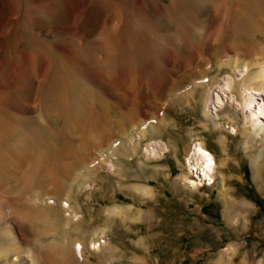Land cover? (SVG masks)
Masks as SVG:
<instances>
[{"label": "rangeland", "instance_id": "rangeland-1", "mask_svg": "<svg viewBox=\"0 0 264 264\" xmlns=\"http://www.w3.org/2000/svg\"><path fill=\"white\" fill-rule=\"evenodd\" d=\"M145 2L144 8L139 0H89L84 4V8V5L76 8L79 0H75L72 22L74 24V32L76 33V46L79 47L82 56L88 54L86 57L89 58L88 63L90 64H87V67L91 65L90 67L93 69V62L95 64V60L99 61V63L103 61L106 56L105 53L110 55L109 58H112L106 67L104 63V65L98 63L100 67L103 66L102 70L108 74L101 76L97 84L91 82L89 78L87 83H93L94 87H92L95 90L98 86L96 91H100L102 97L107 100L109 99L114 105L116 103L117 105L119 103L123 105L128 99L137 101L141 96L150 93V97L148 98L150 106L147 108L146 115H143L141 112L136 117L139 120L136 119L135 121L134 144L124 148V144L113 143L114 141L111 139L107 140V142L105 141L104 146H111L115 151L113 156L115 157L114 161H118L117 166L109 169L105 164V159H102L98 154L96 150L98 149L97 146H93L91 149L93 158H90V162L93 161L89 163L90 167L88 166L89 169L84 174L87 177L80 175V182L75 183L72 188L67 189L71 194V205L80 214L79 218L86 221L85 228L89 232L82 234L83 236L81 234L74 236L78 237V239H74L76 241L83 240L82 242H84V247L86 248L85 254L83 256L75 254L77 250L75 251V247L73 246V256H70L72 259H67V256L66 259L69 262L66 259L65 261L69 264H264V185L262 187L254 178V168L249 156L250 153L257 151V147L255 148L254 145L245 143L244 141L246 133H243V125L245 123L243 110L239 102L240 94L235 87L229 90L234 95V101L225 100L222 108L220 107L219 111H217L222 116H219L218 119L221 129H215L213 125H210L212 121L209 120V115L203 110V101L200 97L202 88L201 86L196 87L199 81L200 85L202 81L208 82L212 75H220L221 72L218 71L220 60L225 61L224 64H226V62L229 63L238 54L231 53L221 58L216 57L221 51H228L230 42L232 43L233 39H235L234 37L240 33V29L234 24V10L239 8H242L244 11L248 10L247 14L250 16L248 19L251 16L254 18L256 15L259 20L257 19V22L256 18H252V20H255L258 23L257 25L260 26L261 17L264 19V0H239V2L238 0H225L227 9L231 7L229 8L230 14H228L229 10H227L223 16H221L220 5L217 7L211 0H146ZM258 2L261 3L260 6ZM252 4L257 5V7L252 6ZM254 7L258 11L254 10ZM111 8L113 13L111 12ZM141 9L146 12L143 14V10L141 12ZM252 9L259 13L252 11ZM114 10L116 11L117 18L114 17ZM250 10L253 12V15ZM42 11L45 12H42V14L47 15L41 20L42 22L38 21L40 24L33 17H29L30 19L24 22L25 24L20 25L19 30H35L42 35L51 37L52 34L54 39L55 37L59 38L58 30H60V25L57 24L58 21H53L49 17V14L46 13V10L43 9ZM80 12H83V14L81 15ZM146 13L148 14L146 15ZM47 16L48 18H46ZM113 19L114 22L116 21L115 23ZM111 24L113 25L110 26ZM260 27L264 29L262 23ZM98 34L100 37L97 36ZM25 37L27 38V35ZM108 38L109 41H106ZM183 39L185 40L184 42L182 41ZM22 42L21 40V46L24 45V42L23 44ZM110 42L116 45L117 52H114L115 49L113 50L114 47ZM222 42L223 44H221ZM105 43L107 46L103 45ZM129 44H133L134 46L131 45V47ZM100 45L105 47L103 48ZM84 46L88 47H86L87 50ZM223 46L227 47L224 48ZM101 48L104 50H100ZM149 48L151 49L149 50ZM82 49L85 52L87 51V54ZM217 50H220V52ZM102 51H104V56L102 55ZM89 54L90 56L92 54L91 58ZM170 55L174 56L171 64L168 61ZM239 55L242 56L244 54L240 53ZM111 62L112 64H110ZM206 65L208 67L211 65V67L207 68ZM117 69L128 72V74L126 73L127 81L126 78H123L121 80L123 83L120 82L119 84V82H116L114 73ZM132 69L136 70L138 74ZM169 69L175 70V74L173 80L167 83ZM192 69L193 71L197 70V72L207 71L202 74L203 77H200L199 80L198 78H192L184 83L185 85L182 84L177 89H173L178 83L179 85L181 84L182 78L187 77L192 72ZM216 71L218 72L216 73ZM81 73L86 80V72L84 73V70H81ZM131 73H134L133 75L137 80H132L133 75ZM108 76H110V79ZM140 77L145 78H142V83L138 82ZM242 77L243 74L239 70H236L235 78L241 79ZM194 80L197 82L195 83ZM128 81L138 83L133 82L136 85L132 88H124V84ZM116 83L119 85H116ZM153 86L156 87L153 88ZM104 88L109 90L111 94H107L103 90ZM192 88L194 89L193 91ZM180 90L181 92L179 93ZM251 91L256 94V105H258L263 101L264 91L253 88ZM103 92L105 93L103 94ZM92 101H89L90 105L93 104L94 101ZM232 104L237 107L235 108ZM121 108L132 112L129 106L126 108L121 106ZM112 114L116 116L113 115L114 120L112 119L116 123L118 118L117 113L113 111ZM232 115L238 121L234 125L237 126L239 124L240 127L242 126L240 131L238 127L235 133L231 132L224 125L232 123V121L227 119V117ZM145 119L148 120L144 122ZM246 124L248 125L249 123ZM205 125L206 127L211 126V130L204 127ZM121 126L118 125L119 130ZM114 127L115 129L113 130L117 131V125ZM142 129L144 130L142 131ZM250 129L253 130L252 128ZM199 139L204 140L206 147L214 152L218 165L214 172V181L211 183L204 181L205 183L203 182L202 185L193 188L187 184L186 178L196 175L190 173L186 157L193 142ZM159 141L164 146L162 153L156 155V157L148 156L146 152V155L144 154L145 147L149 143ZM126 149L129 150L127 151ZM95 155L96 159H94ZM41 174L42 172H39L37 177ZM130 183H137L140 186L133 189L128 186V184L132 185ZM45 187L49 191L53 190L51 183H48ZM137 189L139 190L137 191ZM11 196H15V194L11 193ZM233 197L243 198L247 202H251L248 208L249 211L245 207L243 209L236 207L235 210L232 207L228 212L229 202L233 200ZM205 204L207 205L205 206ZM116 205L129 208V212L127 211L129 215L133 212L132 210L141 211L142 215H131L132 217H127V219L125 217L126 212L122 213L123 216L120 212L113 211V213L106 210V208ZM251 207L252 212H250ZM131 208L132 210H130ZM104 215L106 216L105 219ZM16 216H6L7 220L0 223V228L5 230L12 229L13 237L20 242L23 248H21L22 251L19 248L13 249L12 252L4 257L5 260L4 258L0 259V264L2 262L3 264H15L16 259L26 255L25 250L31 251L34 249L33 246H36L34 240L31 242L29 239L30 236L28 234L30 229L26 222L23 221L24 219L21 216L18 215L17 218ZM109 217L113 219V223L106 225V218ZM110 218L108 219L109 221ZM102 227L103 230H101ZM93 228L97 233L93 232L95 231ZM19 229L22 230L21 235L19 234ZM27 239L28 241H26ZM11 241L12 239L8 236H0V245L11 246V244H7L11 243ZM54 241H57L55 236L44 235L38 243L44 242V248H46L48 246L46 244H51ZM98 243L104 244V248L93 250L92 244ZM109 248L113 250H109ZM31 253H34L33 258L36 259L37 252L34 250ZM30 259L32 260L31 257ZM72 260H74V263Z\"/></svg>", "mask_w": 264, "mask_h": 264}, {"label": "bare ground", "instance_id": "bare-ground-1", "mask_svg": "<svg viewBox=\"0 0 264 264\" xmlns=\"http://www.w3.org/2000/svg\"><path fill=\"white\" fill-rule=\"evenodd\" d=\"M88 1L89 0H79V4L76 8L83 6ZM139 1L141 5L145 8L146 2L144 3V1L146 0H139ZM211 1L217 7L220 5L219 7H221L220 9L222 13L221 16H223V14L225 15L227 10H229V8L231 7L229 5L230 7H228L227 9L225 0H211ZM260 4L261 3H259V6ZM252 6L255 5L252 4ZM84 7L85 5L83 6V8ZM255 7H257V5ZM255 7L254 10L255 9L257 10V8ZM249 8L251 9V7ZM43 9L47 11L46 13L49 14V17L53 19V21L55 20L58 21L57 24L60 25L59 27L60 30H58L59 38L55 37L54 39L52 37V34L51 37H49L47 35L46 36L42 35L40 32L35 30H24V31L19 30L20 25L28 21L30 19L29 17H33V19H35L37 23L38 21L43 20V18H45L44 16L47 15V14L46 15L42 14V12H44L42 11ZM143 9H141V12ZM74 10H75V0H0V208H1L0 223L4 221L6 222L7 220L6 216L8 215H13V216L17 215L16 218L18 217V215L21 216L22 219H24L23 221L26 222L27 226L30 229L28 234V236H30L29 239L31 240V242H33L32 240H34L36 244L35 247L33 246L34 249H32L31 251L25 250L26 255L16 259L15 264H33V263L34 264H69L66 263V261L67 259L73 256L72 255L73 254L72 250H74L73 246L75 247V251L77 250L76 251L77 253L75 254L81 256L85 254L84 251L86 248L84 247V242H82L83 240L76 241L74 239L75 238L78 239V237H74V236L78 234L82 235L89 231L85 228L86 221L84 219L79 218L80 214L73 208V205H71L70 203L71 194L69 191H67V189L72 188L73 185H75V183L76 184L79 183L80 177L87 173V169H89L90 167L89 163L93 161L92 160L90 162V158L91 157L93 158L92 156L93 153L91 152L93 146L94 147L97 146L98 149L96 150L98 154L100 155V157H102V159H105V164L109 169L114 168V166L116 167L118 161L116 160H115L116 162L114 161L115 157L113 155L115 151L114 149H112L111 146L105 147L104 146L105 141L107 142V140L111 139L112 141H114L113 143L116 142L117 144L120 145L124 144L125 146L124 148L134 144L135 139L133 135L136 128L135 127V121L137 119L136 117L139 114H141V112L143 115H146L147 108L150 106V101L148 100V98L150 97L149 96L150 93L146 94L145 96H141V98H139L137 101L135 100L131 101L130 99H128L127 101H125V103H123V105H121L120 103L118 105L117 103L116 105H114L112 101L111 102L109 101V99L108 100L104 99L100 91H96L98 86L96 90L93 89L94 84L92 83L93 84L92 85L90 83L94 82L97 84V81L101 79V76H103L104 74L107 75L108 73H105V71L102 70L103 66L100 67L98 65L99 61L97 62V60H95L96 61L95 64L93 62L94 65L93 69H91L90 67L91 65L87 67L90 64L88 63L89 58L86 57L88 56L87 51L85 52V50L82 49V51L84 50L85 54H87L85 56H82V52L79 50V47L76 46V42H77L76 33L74 32V24L72 22V19L74 17ZM254 10L252 9V11ZM112 11L113 10L111 8V12ZM247 11L242 10V8L234 10L235 21L234 20L233 21L235 22L234 24L238 26L237 28L240 29V33L236 37H234L235 39H233L232 43L230 42L229 45L230 49L228 48V51L226 52L225 51L220 52V50L219 51L217 50L220 53H218L216 57L221 58L222 56L231 53H235V54L238 53V54L235 55L229 61V63L226 62V64H224L225 61L220 60V64H219L220 67L218 68V71L221 72L220 75H212L209 78L208 82L202 81V83H200L199 85L200 82L199 81L198 84L195 85L196 87L201 86L202 88L200 97L203 101V110L209 115L210 118L209 120L212 121L210 125H213V128L215 129H221L219 124L220 121L218 119L219 116L220 117L222 116L218 114L217 111H219L220 107L222 108L225 100H229L230 102L234 101V95L233 93L229 92V90L232 89L233 87L238 89V92L240 94L239 102L241 103L240 106L241 109L243 110L244 123L246 125V126L243 125L244 128L243 133H246L244 141L245 143H250L254 145L255 148L257 147L256 149L257 151L254 153H250L249 156L251 157V162L254 168L253 170L254 178L263 187L264 185V181H263L264 180V96H263V101L258 105H256V94H254L251 91V89L253 88L255 90L264 91V61H261L264 60V29L260 27L261 23L262 26H264V19H262V17L259 16L261 17L260 26H259L257 25L258 23H256L257 19L259 20V18H257L255 15L254 18L253 16H251V18L248 19V17L250 16L247 14ZM252 11L250 10V12L253 15ZM83 12H80L81 15L83 14ZM145 12L143 10V14ZM114 14L113 16L117 18L115 10H114ZM147 14L148 13H146V15ZM228 14H230V10ZM46 18H48V16ZM252 18L253 19L256 18V22L255 20H252ZM55 23L54 25H56ZM112 25L113 24H111L110 26ZM25 35H27V38L25 37ZM97 36H99V34ZM212 36L214 35L212 34ZM109 38L106 41H109ZM21 40L24 42V45L22 46L20 44ZM182 41L184 42L185 40L183 39ZM106 43L103 45H106ZM110 43H112L113 45V42ZM221 44H223V42ZM115 46L116 45H113L114 47L113 50L115 49L114 52H117ZM86 47L84 46L85 49ZM103 48H101L100 50H104ZM150 49L151 48H149V50ZM201 51L203 52V50ZM103 52L104 51H102V55L104 54ZM240 53L244 55L240 56L239 55ZM105 54L106 56L104 60L100 61V63L101 64L104 63L106 67L109 64L108 62L112 58H109L110 55H107V53ZM168 58H169L168 60L169 64H171L174 56L170 55V57ZM189 63L191 64V62ZM110 64H112V62ZM200 65L202 66V64ZM206 66L207 68H210L208 67V65ZM81 70H84V73L86 72L85 73L87 74L86 80L83 78ZM236 70H239L240 73L243 74V77L241 79L235 78ZM205 71L207 70L197 72V70L193 71L192 69V72L190 71L191 73L188 74L187 77L182 78V81L180 80L181 84L179 85L178 83V85L175 86L173 89L175 88L177 89L178 87L182 86V84L188 82L192 78L194 79L198 78L199 80L200 77L201 78L203 77L202 74L205 73ZM218 71H216V73ZM126 73L128 74L126 70L122 71L117 69L116 72L114 73V78L116 79V82H119V84L120 82L123 83V81L121 80L123 78H126ZM136 73L138 74L137 71ZM131 74L133 75L134 73ZM174 74H175V70L169 69L167 83L173 80ZM110 76H108L109 79ZM88 78L91 81L89 84L87 83L89 81ZM135 78L136 77L133 75L132 80H134ZM142 78L143 77H140L138 82H141L143 79H145ZM127 79L128 78H126V81ZM133 82L138 83L135 81L132 82L128 81L124 84L125 85L124 88L134 87V85L136 84H134ZM175 82L176 81H174V83ZM119 84L116 83V85ZM155 87L156 86H153V88ZM105 88L103 90L110 95L111 92ZM193 90L194 89L192 88V91ZM130 91L132 92V90ZM105 92H103V94ZM180 92L181 90L179 91V93ZM90 100L94 101V102L92 101L93 102L92 105H90L89 103ZM232 105L235 108L237 107L234 104ZM121 106H123L124 108L129 106L132 112L130 111L131 112L130 113L128 111H125V109H122ZM113 111L114 113H117L118 118L116 123L113 122L114 120L113 119L114 114H112ZM227 119L229 121H232V123H229L228 125L224 124L225 127L229 128L230 131L233 133L237 132L238 127L240 131V128H242V126L240 127L239 124H237V126L234 125L235 123L238 122L236 121L237 119L234 117V115L227 117ZM147 120L145 119L144 122H146ZM246 123L249 124L247 125ZM115 125H117V127L118 125L119 126L122 125L121 129L119 130L118 127L117 131L113 130L115 129L114 127ZM204 127H206V125ZM206 128L208 129L210 128L211 130V126L210 127L208 126ZM250 128H252L254 131L251 130ZM143 130L144 129H142V131ZM159 142L149 143L145 147L144 154L146 152L148 156L156 157V155L162 153V151H164V146L161 144V142L160 143ZM96 158L97 157L95 155L94 159ZM186 163L190 173L196 175L194 177L186 178V182L190 187L194 188L197 187L198 185H202L204 181H207L208 183L214 181V174H215L214 172L218 164L217 161L215 160L214 152L206 147L204 140L199 139L198 141L195 140V142H193L187 154ZM39 172H42V174L39 175V177H37ZM62 176L63 178L61 179ZM84 177H87V175H84ZM48 183L49 184L51 183L53 185V190L49 191L46 189L45 186H47ZM128 186L135 189L138 188L140 185H138L137 183H133L132 185L128 184ZM138 190L139 189H137V191ZM11 193L15 194V196H11ZM145 193L147 194V192ZM232 199L233 200L229 202L230 206L227 209L228 212L232 207H234V210L236 207L237 208L239 207L240 209H243V207L248 209L250 207L249 205L251 202H247L246 199L236 198V197H233ZM106 210L110 212L113 211H116L117 213L120 212L121 214L123 212L124 213L126 212L125 215L126 218L127 217L129 218L131 215L136 216V214L142 215L141 211H136V210L134 211L132 210V208L130 210H132L133 212L129 215L127 213V211L129 212V208L120 205L108 207L106 208ZM105 217L106 216L104 215V219ZM109 218H106V223L104 222L106 225L113 223V219L110 218L109 221L108 220ZM93 230L95 229L93 228ZM101 230H103V227ZM93 232H96V230ZM21 233L22 230L19 231L20 235ZM4 235L11 238L12 241L11 243H7V244H11V246L0 245V259L6 257L10 252H12L13 249L23 248V246L21 247L20 242L16 240L15 237H13L12 229L5 230L0 228V236H4ZM44 235L52 236V237L55 236L58 242L54 241L51 244H46L48 246L44 248V242L38 243V241L42 239ZM26 241H28V239ZM100 243L92 244V249L93 250L103 249L104 242L102 243L103 245H101ZM106 245L109 246L108 244ZM34 250L38 254L36 259L33 258L34 253L33 254L31 253L34 252ZM109 250H113V249L109 248ZM30 257L32 258V260L30 259ZM73 261L74 260H72V262Z\"/></svg>", "mask_w": 264, "mask_h": 264}, {"label": "crops", "instance_id": "crops-1", "mask_svg": "<svg viewBox=\"0 0 264 264\" xmlns=\"http://www.w3.org/2000/svg\"><path fill=\"white\" fill-rule=\"evenodd\" d=\"M208 204H210V203H208ZM207 204H205V206H206ZM250 212H252V210L250 211Z\"/></svg>", "mask_w": 264, "mask_h": 264}]
</instances>
